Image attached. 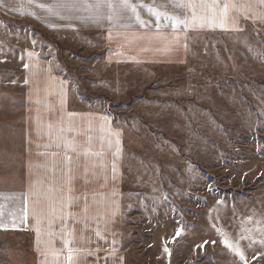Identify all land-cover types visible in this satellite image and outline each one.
<instances>
[{"label": "rangeland", "instance_id": "1", "mask_svg": "<svg viewBox=\"0 0 264 264\" xmlns=\"http://www.w3.org/2000/svg\"><path fill=\"white\" fill-rule=\"evenodd\" d=\"M247 3L221 34L210 9L189 11L184 64L113 66L108 85L79 69L94 60L84 32L0 13V264H38L54 244L81 264H264V5ZM33 49L88 97L68 100L70 114L110 118L102 157L58 150L53 101L29 110ZM72 125L62 120L68 143Z\"/></svg>", "mask_w": 264, "mask_h": 264}, {"label": "crops", "instance_id": "2", "mask_svg": "<svg viewBox=\"0 0 264 264\" xmlns=\"http://www.w3.org/2000/svg\"><path fill=\"white\" fill-rule=\"evenodd\" d=\"M252 1L258 2L257 0H246V2ZM230 2L231 0H217L218 4ZM38 3L53 5L52 11L37 7L36 4H29L27 0H0V13L11 19L41 24L46 29L53 31L84 32L86 38L80 35L84 39L85 46H87L83 53L86 57L94 58V60L92 64L80 65L79 69L87 67L88 72L101 75L97 84L103 85L105 83L108 85L107 74L113 66H169L181 65L187 60L188 53L185 52L189 50L190 42L189 33L186 30L187 25H180L178 28L171 26L173 17L186 20L189 9L178 7L179 4L186 3V0H131V3L137 8L139 19L136 18V13H133L131 9L126 10L123 15H114L107 6H97L96 0H80L76 8L71 11L56 5L55 0H38ZM251 13L253 14V11ZM231 14L229 10L228 16L224 19V26L235 24V20L232 22ZM109 16H112V19H109ZM213 26L214 34L222 33L223 29L219 26V16ZM24 58L22 60L24 100L32 101V106L31 102L29 103L31 106L29 110L42 107L41 100H44V104L51 101L56 104L54 108L57 109V113H53L55 115L54 121L57 120L60 129L55 135L57 141L54 142V145L58 146V150L65 152V156L73 154L75 149L83 154L102 153L99 154L101 157L104 147L108 152L110 118L104 114L88 116L81 113L78 115L70 114L68 100H79L78 97L81 99L88 98L81 94L83 92L81 86L73 85V82L60 74L66 70L63 68L64 71L62 72L54 61L44 58L40 49L25 51ZM73 92L76 93L75 96H73ZM30 112L33 114L35 111ZM30 112L28 113L29 116ZM36 113L40 115L41 111L38 110ZM63 119L74 120V125L68 131L69 135H73L70 143L66 139H62ZM82 119L86 120L84 125L88 127L87 129H82L80 125ZM45 124L51 126L47 122L46 115L45 120H42V125ZM28 135L32 138L36 136L41 138L45 134L36 133L28 128ZM42 145L46 148L49 147L47 144L45 145V141ZM107 158L108 155L105 154L104 159L100 160L101 164H95V169L108 168V165H104L107 164ZM44 168L50 169V167ZM27 216H30L29 208L27 209ZM62 245L67 244L63 242ZM44 247L48 251L45 250L43 256L39 257L38 264L82 263V258L78 257V252L74 247L65 246L64 251H60V248L55 244ZM69 255H72L71 260L68 259ZM90 259L93 257L86 258L84 263L94 264V261L92 262ZM95 262L100 264L98 260Z\"/></svg>", "mask_w": 264, "mask_h": 264}, {"label": "snow or ice", "instance_id": "3", "mask_svg": "<svg viewBox=\"0 0 264 264\" xmlns=\"http://www.w3.org/2000/svg\"><path fill=\"white\" fill-rule=\"evenodd\" d=\"M80 2V0H55V4L59 7L67 8L69 11L76 8L77 4ZM27 3L29 4H36L37 7L40 8H47L49 11H52L53 5H46L42 3H38V0H27ZM258 3L261 5H264V0H258ZM97 6H107L109 9L112 10L114 15H123L126 10L131 9L133 13H136V18L139 19V14L137 12L136 6L131 3V0H96ZM91 6V5H90ZM248 3L246 0H231L230 3H223L218 4L217 0H212L211 4H208L206 0H186V3H181L178 5V7L181 8H188L191 13V18L193 21L197 19V13L196 9H210L213 13L211 23L213 25L217 22V17L219 16V26H224V19L228 16L229 10L234 11H241L242 9L246 10L248 8ZM34 14V13H30ZM157 16H159V13H157ZM109 19H112V16L108 17ZM201 26L205 23L207 20L206 17H200ZM188 21L184 19H180L179 17H173V28H178L180 25H187ZM27 67V65H26ZM2 215V213H0ZM0 227H3V225H0ZM261 244H264V240L260 241ZM167 251V249H165ZM241 259L244 258L243 252L240 253ZM69 260L72 259L71 255L68 257Z\"/></svg>", "mask_w": 264, "mask_h": 264}]
</instances>
